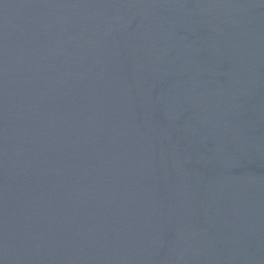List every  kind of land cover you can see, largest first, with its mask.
<instances>
[{
	"label": "water",
	"instance_id": "obj_1",
	"mask_svg": "<svg viewBox=\"0 0 264 264\" xmlns=\"http://www.w3.org/2000/svg\"><path fill=\"white\" fill-rule=\"evenodd\" d=\"M0 264H264V0H0Z\"/></svg>",
	"mask_w": 264,
	"mask_h": 264
}]
</instances>
